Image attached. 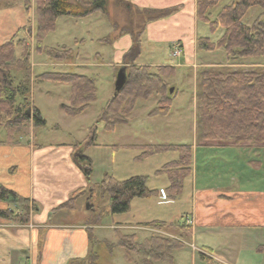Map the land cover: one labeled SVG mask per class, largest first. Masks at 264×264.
<instances>
[{"label": "crops", "instance_id": "crops-1", "mask_svg": "<svg viewBox=\"0 0 264 264\" xmlns=\"http://www.w3.org/2000/svg\"><path fill=\"white\" fill-rule=\"evenodd\" d=\"M123 1L129 3L134 11H167L161 17L150 20L148 24V42L155 45V47H159L162 50V55H154L153 58H156L154 61L140 60L139 55L131 59L130 54L129 56L127 55L134 45L132 36L127 34V32H121V29L126 27L130 20L127 14L126 17L124 16V21H110L106 14H104L105 16L102 14L108 23V34L110 36L90 37L89 40L105 43L115 52L112 55V61L109 65L116 70V73L122 67L125 68L126 73L127 67L132 64L148 65L153 68L156 66L171 65L176 68L177 77L180 76L178 74V68H186L188 70L191 80L190 86L192 87L189 91H192L191 95L194 106L191 127V136L193 139L189 143H186L192 146L191 173L183 180L181 193L174 199L167 198L164 194L165 188L168 185L167 179L164 187L158 189L159 201L157 202L158 204L174 203L173 201L176 199L182 198L184 191L186 192L184 187L188 183V190L185 195L187 201L186 208L183 211H179L180 215L178 212L173 216L174 219L169 220L160 218L159 215H141L137 213L139 209L136 207V213L131 212V214H127L129 217L128 221H117L116 214H110L112 217L108 216V210L100 206L94 208L89 201L91 199L92 188L101 180H93L91 177L93 171L92 157L84 154V149L78 150L91 160L90 166H83L78 165L73 159L77 156V154L74 155V152H78L75 149L36 146L33 133L35 127L29 122L27 124H30L32 131L30 133L23 132L27 128L26 124L22 132L16 136L15 142L9 144L3 143L5 132L0 138V185L14 191L20 197L27 200V207L22 208L18 207V205L17 207H13L6 201H0V209H12L16 214H27V220L25 222H17L0 217V264H79L82 261L85 262L88 258L93 257L91 245L94 232L97 233L95 237L96 245H99L95 246L97 248L96 254L110 261L117 247V233L135 234L138 240L136 232L122 233L121 229H145L151 231L150 235L156 233L164 234L163 231L149 229L142 225L144 222L153 220L183 224L185 216L191 218L193 221L192 225L186 227L190 231L189 240L195 237L197 231L218 236H235L239 233L242 234V232H239L240 230L264 228V177L258 175V177L260 176L259 179L261 182H263L262 186L255 189L253 187H244L243 183L248 182L249 179L241 182V178H238V176L240 177L238 173L240 170H237V167H241V165L250 171H253L252 169L254 167H258L259 169L263 168L264 143L238 142L223 145H205L202 141L200 96L199 91L197 92L199 89H197L196 84L202 72H198L199 67L207 63H203L204 61L200 63L198 58L200 53L205 52L209 54L212 51H200L196 46L198 38L208 37L198 36L197 33V21H201L196 16V0ZM92 15H95V13L84 18L89 20ZM108 15L110 16L111 14L108 13ZM84 18H81V20ZM96 21H99V18L88 21L91 24L89 25V29H92V24ZM144 27H147V25ZM222 32L223 29H221L220 35ZM122 35H127V37L124 38V43L118 45L117 42L121 39ZM73 39L76 42L77 38ZM78 40L79 42L77 43L80 45L85 44L87 41L84 38ZM164 45H167L168 56L164 52ZM172 45L181 50L180 55L175 57L177 61L170 64L162 63L163 61L159 60L160 58L174 57L171 55ZM95 54L96 57H99L98 53ZM207 58L206 56L205 59ZM68 65L85 66L71 61H69ZM93 65L97 66L98 64L93 63ZM239 66L241 69L239 71H257V68H262L264 64H261L259 60H245V63ZM185 72L187 73V71ZM197 72L199 74L198 76ZM177 87L188 88L189 85L175 83L172 91L176 94L174 98L180 97ZM196 92L199 96L197 100L195 97ZM114 94L115 92L112 88L109 99ZM156 102L157 98L153 101V107ZM31 106L35 107L32 103ZM151 110L148 111V114ZM171 110L166 116L158 117L167 118ZM85 113L86 110L75 117L83 116ZM91 127H87V134ZM114 131L115 128L112 132ZM198 135L201 143L196 145ZM136 145L130 143L124 145L113 144L110 145V152L114 149L115 151L127 149L126 151L129 153H133V151L140 152L139 147ZM164 154H156L140 161V164L142 165L143 163V166L136 168V171H133L132 175H144L148 179L152 176H157L153 173L159 167L155 161L157 160L156 162L158 163L164 162L162 158L160 161V157ZM169 158L162 165L176 159L177 154L173 152L172 155L169 154ZM201 163L202 165H200ZM84 167H87V169L85 170ZM148 188L152 189L149 186ZM86 191L90 194L83 198V194ZM133 200L131 201L130 211ZM138 201H144V199H138ZM139 203L137 205H143V208L146 206L145 202ZM79 207H84L85 210H89L90 215H95L97 212L99 215L97 214V217L92 222H86V217L78 212ZM145 212L146 210H143L141 213ZM177 215L180 217H178L179 220L175 219ZM105 217H109L106 218L107 221L103 220ZM256 232L261 231L258 230ZM191 247L197 253H203L209 256L218 264H238L242 258V248L240 246H228L226 239L217 241L215 244L204 241L203 246L200 248L195 246ZM259 247L262 248L261 251L263 252L264 246Z\"/></svg>", "mask_w": 264, "mask_h": 264}, {"label": "trees", "instance_id": "trees-1", "mask_svg": "<svg viewBox=\"0 0 264 264\" xmlns=\"http://www.w3.org/2000/svg\"><path fill=\"white\" fill-rule=\"evenodd\" d=\"M21 1L25 11L29 12L30 0H0L1 3ZM109 0H34L35 53H43L48 59L67 60L72 49L55 48L43 44L48 32L55 29L57 18L68 15L81 19L95 12L105 14ZM127 14L132 6L123 1L115 0ZM221 0H196L197 19L208 25L211 32L223 29L216 41L208 37L197 39L196 46L200 51L222 48L226 59L231 64L240 63L250 58H264V0H232L223 5L211 17L210 11ZM258 8L259 13L249 25L243 17L251 8ZM134 11V10H133ZM146 15L147 20L156 19L167 11L135 10V13ZM152 14V15H151ZM29 21V19H28ZM130 19L129 24L131 25ZM25 26V25H24ZM24 26L22 27L24 31ZM144 26V25H143ZM143 26L139 33L143 31ZM130 27L122 28L121 32H129ZM26 36L27 29H26ZM127 55L131 59L137 55ZM25 37V35H24ZM14 41L9 39L0 45V126L3 127L5 138L3 143L16 141L25 125L31 122L33 127L44 125L45 120L36 107L31 106L30 92L32 72L30 64V47L25 38ZM18 46L21 50L18 51ZM138 46V45H137ZM133 54V55H132ZM176 73L171 65L156 66L130 65L126 69L123 86L100 109L97 120L106 131L115 126L128 123L127 115L135 108L138 100H147L157 96V102L148 115L165 116L169 114L174 100V92L170 91L168 79ZM39 81L48 80L69 85V103L60 104V110L67 116L75 117L82 114L90 102L96 99L94 79L74 72H44L35 77ZM200 124L203 144H231L238 142L264 143V72L262 71H229L207 70L199 77ZM28 110V111H27ZM96 127L93 125L84 140L75 143V150L95 144ZM140 149L136 160L142 161L156 154L175 152L177 158L166 162L158 168L154 175L165 174L168 185L164 194L167 198H177L182 189L183 180L190 175L192 166V146L189 144H146L137 146ZM79 152V151H78ZM78 165H91L89 157L79 154L73 158ZM147 177L132 175L123 180L104 174L96 183L95 188L101 190L100 198L107 197L110 214H121L130 211L131 201L135 198L145 199L156 196L159 190L148 188ZM23 202L14 191L0 185V201ZM27 214H16L12 209H0V217L17 222H25ZM144 227L157 231L166 229L190 231L183 224L162 221L142 223ZM184 244L177 238H169L161 234H151L138 241L135 234L117 233V246L123 249V259L128 264H176L173 251ZM198 257L206 264H218L209 256L198 253Z\"/></svg>", "mask_w": 264, "mask_h": 264}, {"label": "rangeland", "instance_id": "rangeland-1", "mask_svg": "<svg viewBox=\"0 0 264 264\" xmlns=\"http://www.w3.org/2000/svg\"><path fill=\"white\" fill-rule=\"evenodd\" d=\"M231 1L232 0L219 1L218 4L210 11L211 17L214 18L220 8L223 5L230 3ZM30 3L33 7L34 0H30ZM32 7L27 14L21 1L0 4V45L9 39H13L14 41L20 40L25 35L24 38L26 40V43L30 47V64L33 77L30 100L32 105L39 109L40 114L45 120L44 125L37 126L33 130L34 143L36 146L75 149V142L81 141L86 136L87 127L95 125V145L89 146L87 148L83 146L81 147V149H79H84V154L92 157L91 159L93 160V171L91 177L93 178V180H100L103 178L104 174H108L113 176L117 180H123L124 178H128L129 176H131L132 172L136 171V168L143 166V163L141 165L140 161L136 160V156L138 155L136 153L139 152L133 151V153H129L128 151H126L127 149H120V151H115L114 149L112 152H110V145H124L126 143L137 144L136 146L165 143L186 144L189 143L191 139H193V137L191 136V127L193 122L192 112H194V106L191 95L192 91H189L192 89V87L190 86V74L186 68H178V74H180V76L177 77L175 73L172 78L168 79V82L171 85L170 89H172L170 90L171 92L173 91V85L175 83L177 84V82L189 85V87H177V91L179 90L180 97L174 98L173 108L167 118L148 115V111L153 107L154 99L157 98L156 95H153L148 100L140 99L138 101L137 106H135L130 115L127 116L128 123L117 125L114 132L106 131L103 129L100 122H98L97 114L109 99L111 89H114L116 70L111 65H109V63L112 61V55L115 54V52H113L111 48L105 43H99L95 40H89L90 37L104 35L110 36V34H108V23L104 19L105 15L101 12H95V15H92L90 17V21L99 18V21H96L92 24V29H89V25L91 24H89V20H86V18L81 20L72 18L68 15H62L58 17L55 29L46 34L43 39V44L55 48L65 47L67 49H72V55L67 60L56 61L48 59L43 53H35V22L34 10ZM108 13H110L111 15L109 16ZM258 13V8H251L243 17V22L249 25ZM105 14L109 17L108 20L110 21H124V16L126 17L127 12L121 6H119L115 0H109L106 6ZM127 15H129V18L132 20V24L130 25L128 22V24L124 28H128L131 26L130 31L127 32V34L131 36L133 32L134 37L136 38V49L132 52L139 51L137 55H139L140 60L154 61L156 58H153V56L162 55V50L159 47H155V45H152L148 42V24L150 21L147 20V16H149L150 14H147V16L141 15L131 10ZM197 24L198 36H208L210 39L215 40L221 33V29L211 32L207 24L198 21ZM143 25H147V27H144ZM23 26L24 31L22 29ZM142 26L143 29L145 28V30L139 33ZM26 29L28 36H26ZM87 31H89V33H87ZM125 37H127V35H122L117 44L119 45L121 43H124ZM73 38H77V40L84 38L85 40L87 39V41L85 42V44L80 45L79 43H77L79 42V40H76V42H74ZM164 47V52L168 56L167 45H164ZM19 49L21 50L20 46H18V51ZM210 51L212 52L209 54L205 52L200 53L198 61H200V63L204 61L203 63L207 64L199 67V73L201 71L203 72L207 70L239 71L241 70L239 65L245 63V60H241L240 63L231 64L226 59L225 52H223L224 50L222 48H215ZM95 53H98L99 57H96ZM206 56L209 60L205 59ZM159 60L163 61L162 63L170 64L175 63L177 61V58L166 57L165 59L160 58ZM252 60H259L261 64H264L263 57L249 59V61ZM69 61L74 63L77 62L78 64H83L85 66L68 65ZM93 63L98 65H93ZM185 71H187V73ZM257 71L264 72V66H262V68L260 69L257 68ZM44 72H74L84 74L94 79L96 86V99L90 102L89 107L86 109V113L83 116L70 117L65 115L60 110V104L67 105L69 103L70 87L69 85L64 83H57L48 80L39 81L35 79L37 75ZM198 72L197 76L199 75ZM196 86L197 89H199V77L197 79ZM198 91L199 90H197V92ZM197 92L195 93L196 100L199 97V92ZM174 96L176 97V94H174ZM31 131L32 129L30 127V124H27V128L23 130V132L30 133ZM3 134L4 129L0 126V138ZM200 143L201 139L198 135L196 145H199ZM127 147L129 148V146ZM75 154H78V152H74V155ZM169 154L172 155L173 152H166L164 155H162V157H160V161L161 158L164 160V162L170 159ZM165 156H167V158H165ZM156 161L155 163H157L156 165H158L159 167L164 163H158ZM200 165H202V163ZM148 169L150 170V168ZM237 170H240L238 172L240 177L238 176V178H241V182L249 179L248 182L243 183L244 187H253L255 189L263 185V182H261L259 177H264V167L261 169H259L258 167H254L252 169L253 171H250L246 167L244 168L241 165V167H237ZM258 175L260 176L258 177ZM147 181L148 182H146V184H148L149 187L158 190L160 187H164V185L166 184L167 176L165 174L152 176L149 179L147 178ZM184 188L186 192L184 191V195H182V198L178 200L176 199L172 204H158V195L152 196L150 198H145L144 201H138V199L140 198H135L132 203L131 211L116 214L115 217L118 218L117 221H128L129 217L127 216V214H131V212L137 211L136 207H138L139 211H137V213H140L141 215H159L160 218H166L169 220L174 219L173 216H175L179 211H183L186 208L187 201L185 199V195L188 190V183ZM92 189L91 199H89V201L92 203V206L94 208L100 206L105 210H108L109 203L107 201V197L101 199V190L98 187H93ZM89 194L90 193L86 191L83 194V198L87 197ZM10 201L12 202H10V204L13 207H17V205L20 208L27 207L26 203L16 202L12 200ZM139 202H145L146 206L143 208V205H137L140 204ZM143 210H146V212L141 213ZM78 212L86 217V222H92L97 217V214L99 215L98 212L95 215H90L89 210H85L84 207H79ZM179 215H177L175 219L179 220ZM108 216L112 217L110 213L108 214ZM106 218L109 217H105L103 218V220L107 221ZM258 230H260L261 232H256ZM121 231L122 233L136 232L139 241L144 239V237L149 236L151 232L145 229H121ZM239 232H242V234L239 233L235 236H218L207 232L197 231L195 233V237L192 240H189L190 235L185 230L169 228L163 230L164 234H156H161L163 236L165 235L169 238H177L178 240L182 241L184 247L175 249L172 254L174 263L176 264H206L198 257L197 251L194 250L191 246L200 248L201 246H203L204 241L215 244L217 243V241L224 239H226V243L228 246H240L242 248V258L238 264H259V260L260 264H264V251L262 252V248L259 247L264 246V228L255 230L244 229L240 230ZM96 234L97 233L94 232L91 245L93 250V257L88 258L85 262L82 261L79 264H128L122 257L123 249L117 245L114 250V255L111 257L112 259L110 261L96 254L97 248L95 246H99L96 245L95 242Z\"/></svg>", "mask_w": 264, "mask_h": 264}, {"label": "water", "instance_id": "water-1", "mask_svg": "<svg viewBox=\"0 0 264 264\" xmlns=\"http://www.w3.org/2000/svg\"><path fill=\"white\" fill-rule=\"evenodd\" d=\"M126 79V73H125V68L122 67L120 68L115 76V80H114V92L116 93L117 91L120 90V88L123 86L124 82ZM28 111V110H27ZM84 169L86 170L87 167H84Z\"/></svg>", "mask_w": 264, "mask_h": 264}, {"label": "built area", "instance_id": "built-area-1", "mask_svg": "<svg viewBox=\"0 0 264 264\" xmlns=\"http://www.w3.org/2000/svg\"><path fill=\"white\" fill-rule=\"evenodd\" d=\"M180 49L179 48H173L172 49V55L173 56H179L180 55ZM192 219L191 218H189V217H186L185 218V224L187 225V226H191L192 225Z\"/></svg>", "mask_w": 264, "mask_h": 264}]
</instances>
